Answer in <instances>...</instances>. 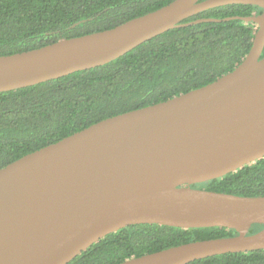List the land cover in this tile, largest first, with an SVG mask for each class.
Wrapping results in <instances>:
<instances>
[{
    "label": "water",
    "instance_id": "water-1",
    "mask_svg": "<svg viewBox=\"0 0 264 264\" xmlns=\"http://www.w3.org/2000/svg\"><path fill=\"white\" fill-rule=\"evenodd\" d=\"M250 5L252 45L232 71L164 102L125 112L0 169V264H68L130 225L222 227L194 241L119 264H188L264 250V196L193 188L264 158V0H173L114 28L0 56V92L107 64L207 9Z\"/></svg>",
    "mask_w": 264,
    "mask_h": 264
},
{
    "label": "trees",
    "instance_id": "trees-1",
    "mask_svg": "<svg viewBox=\"0 0 264 264\" xmlns=\"http://www.w3.org/2000/svg\"><path fill=\"white\" fill-rule=\"evenodd\" d=\"M173 0H0V56L114 28ZM250 5L207 9L121 57L33 86L0 92V169L101 120L164 102L232 71L249 52ZM264 57V49L261 58ZM193 188L240 197L264 196V158ZM264 226L255 224L249 234ZM222 227L181 229L130 225L107 234L68 264H119L194 241L224 238ZM188 264H264V250L226 253Z\"/></svg>",
    "mask_w": 264,
    "mask_h": 264
}]
</instances>
